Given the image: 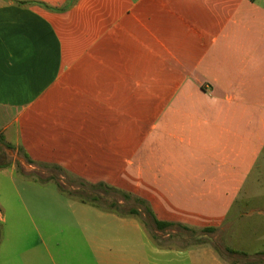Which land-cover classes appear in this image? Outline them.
I'll return each mask as SVG.
<instances>
[{
	"label": "crops",
	"instance_id": "0c3cea01",
	"mask_svg": "<svg viewBox=\"0 0 264 264\" xmlns=\"http://www.w3.org/2000/svg\"><path fill=\"white\" fill-rule=\"evenodd\" d=\"M108 1L76 0L59 10L68 0H0V134L31 160L63 166L93 183L105 176L81 171L77 160L92 162L99 154L101 165L110 156L132 164L143 161L146 147L155 155L167 151V140L187 139V177L153 178L147 200L159 220L222 229L264 151V14L254 30L245 8L244 30L232 33L243 46L206 48L203 23L202 30H175L198 27L179 9L182 1L111 0L118 23L112 51L120 65L110 83ZM131 97L149 102L147 116H138L139 124L147 117L152 122L147 145H123V131L108 129L109 102ZM127 192L137 196L135 189ZM31 198L12 193L7 217L0 210L1 225L9 221V231H21L33 222ZM42 198L65 206L84 224L90 256L78 264H233L205 243L124 238L129 231L140 234L142 223L60 190ZM91 215L115 225L114 237L108 239L107 224L92 230Z\"/></svg>",
	"mask_w": 264,
	"mask_h": 264
},
{
	"label": "rangeland",
	"instance_id": "374dc122",
	"mask_svg": "<svg viewBox=\"0 0 264 264\" xmlns=\"http://www.w3.org/2000/svg\"><path fill=\"white\" fill-rule=\"evenodd\" d=\"M152 0H145V5ZM173 1V0H172ZM182 1L183 5L179 7L181 12H186L189 18L196 20L197 26L177 27L175 30L179 33L192 31L193 29H201L203 23L204 29H209L206 35V48H233L243 46V40L232 35L233 32L243 31L245 8L251 10L253 29H257L259 22L264 14V0H176ZM109 4V19L107 23L109 47V81L110 83L117 78L119 72L120 59L115 52L112 51L114 43L117 44L116 30L118 23L111 16V0ZM132 12L126 17V20L132 18ZM145 18L144 24H148ZM202 30V29H201ZM126 63H130V55H126ZM118 71V72H117ZM205 87V86H203ZM135 88L131 80V89ZM207 92L210 88H205ZM113 87H110V91ZM122 101V100H121ZM120 101V102H121ZM117 102H109L107 114V126L110 133L113 129H119L123 132V145L151 143L148 136L151 133L152 122L147 117L145 122L138 123V116H147L149 102H138L136 98L125 99L122 104ZM157 105H163L157 103ZM144 112V113H141ZM141 113V114H140ZM162 137L161 145L164 144ZM115 143L114 141H110ZM167 151L163 153L148 155V147L144 151L143 161L133 160L132 164H128L123 160H116V157L110 156L107 163L101 165L98 156L90 161L77 160V164H81L78 168L81 171L96 175L109 186L126 191L135 189L137 196L146 197L152 188L153 178H183L186 176L189 161L186 159L184 152L188 149V140L180 139L168 142ZM163 148V147H162ZM33 161L31 167L17 149L13 150L0 144V210L3 215L6 212V202L12 193L18 192L21 197L31 198L30 208L34 212L33 222L22 226L21 231H9V221L5 226L0 223V264H4V259L12 258L8 264H65V263H83L86 256H90L85 242L83 225H78L74 220L73 214L65 206L55 201L49 202L42 196L52 193H59V189L55 180L66 189L77 190L86 195H96L101 202H110L112 200L122 202L127 209L129 207H139L143 210V204H137L132 199L122 200V195L118 192L111 191L104 193L100 188H91L89 184L94 182L70 171L63 166L52 163ZM86 163V164H84ZM194 164L193 161H191ZM43 164H52L55 167H45ZM16 167V168H15ZM77 168V166H75ZM141 173L140 178H135ZM25 181L20 182V180ZM26 178V179H25ZM51 178L48 180H42ZM94 179V178H93ZM96 179V178H95ZM83 181L85 185H81ZM238 202L231 210L228 220L222 229L214 232H203L199 229L194 231L183 229L182 227L173 226L164 230H157L150 217L143 214L140 221L137 217L133 219L137 223H142V231L138 234L129 231L126 232L124 238H133L143 241L150 238V233H155L160 241L174 243L176 245H195L202 241L207 245L216 248L214 251L224 259L234 261L233 264L243 263L244 260L254 262L253 264H264V151L254 165L252 174L244 182L240 193L238 194ZM47 197V196H46ZM10 199V198H9ZM152 209V208H151ZM7 217V216H6ZM9 219V217H8ZM140 221V222H139ZM92 230H97L100 225L107 224L108 239L114 237L110 235L117 229L115 225L108 221L97 220L91 215L88 223ZM230 227V229H229ZM231 228L233 230H231ZM146 230V231H145ZM231 232H230V231ZM3 233L5 236L2 239ZM133 233V235H132ZM233 234V235H231ZM201 240V241H199ZM232 247L239 251V254L228 252L225 247ZM229 247V248H230ZM23 252V253H22ZM21 257V258H20Z\"/></svg>",
	"mask_w": 264,
	"mask_h": 264
},
{
	"label": "trees",
	"instance_id": "16d2710c",
	"mask_svg": "<svg viewBox=\"0 0 264 264\" xmlns=\"http://www.w3.org/2000/svg\"><path fill=\"white\" fill-rule=\"evenodd\" d=\"M75 1L76 0H68V2L64 6L59 8V10L67 9ZM20 2H23V1H20ZM45 6L48 7L47 5H45ZM0 144L4 145L7 148L13 149V150L17 149L18 153H20L22 155V157L25 159V161L28 164H33V161L29 158V156L26 154V152L21 147L17 148L14 144L5 141V139H4L2 134H0ZM2 166H4V165L0 164V167H2ZM43 166L57 168V166L52 165V164H43ZM48 179H51V178H46V179H42V180H48ZM55 182H56L57 187L60 190V192L66 194V195H68L70 197L77 198L78 200H80L82 202L91 203V204L97 206L98 208H100V209H102L104 211L112 212V213L116 214L117 216H120V217L135 216L141 221L142 220V215L145 214V215L150 217L151 221L153 222V224H154V226H155V228L157 230H164L166 228L173 227V226L182 227L183 229L190 230V231L196 230L194 228H191L189 226L183 225L181 223L159 220L155 216V214L152 211V209L150 208V206L147 205L146 200H144L143 198H140V197H138V196H136V195H134V194H132L130 192H126V191L117 189L115 187L109 186V185H107V184H105L103 182H99V183H96V184H89V186L91 188H100L101 190L104 191V193H109L111 191L118 192V193H120L122 195V200H131L132 199L137 204H143L144 205L143 210L140 209L139 207H129V208L126 209L123 206L122 202L116 201V200H112V201L107 202V203L106 202H101L100 198L98 196H96V195H86V194L81 193V192H79L77 190L66 189L60 183L59 180H55ZM80 184L81 185H85L83 181H81ZM199 230H201L203 232H214L216 230V228L215 227H204V228H201ZM150 237L153 240H155L160 245V240H159V238L157 237V235L155 233H150ZM199 241H201V240H199ZM199 243H202V241L199 242ZM213 248L216 250L215 247H213ZM225 249L228 252H230V253H235V254H239L240 253L239 251L231 249L229 247H225ZM233 263H234V261H233ZM243 263H245V264H253L254 262L244 260Z\"/></svg>",
	"mask_w": 264,
	"mask_h": 264
}]
</instances>
